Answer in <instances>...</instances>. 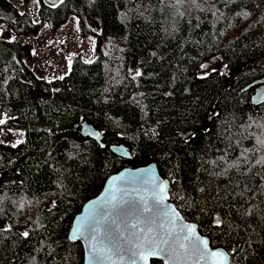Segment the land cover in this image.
I'll return each mask as SVG.
<instances>
[{
  "label": "trees",
  "instance_id": "16d2710c",
  "mask_svg": "<svg viewBox=\"0 0 264 264\" xmlns=\"http://www.w3.org/2000/svg\"><path fill=\"white\" fill-rule=\"evenodd\" d=\"M197 2L42 0L36 21L0 0V22L20 36L44 23L56 31L76 15L81 34L98 40L91 63L75 56L64 79L47 80L26 62L30 44L0 35V109L7 126L24 128L16 147L0 143V226L11 225L0 227V264H84L82 243L69 239L75 216L111 174L152 162L171 181L170 200L231 264H264L259 169L244 175L208 163L241 125L259 134L264 124V101L255 106V88L244 89L264 78V0ZM215 59L221 68H201ZM83 120L103 131L106 146L81 135ZM236 139L230 159L254 143ZM114 144L131 157L113 153ZM217 214L220 227L211 224Z\"/></svg>",
  "mask_w": 264,
  "mask_h": 264
},
{
  "label": "snow or ice",
  "instance_id": "6c2138e0",
  "mask_svg": "<svg viewBox=\"0 0 264 264\" xmlns=\"http://www.w3.org/2000/svg\"><path fill=\"white\" fill-rule=\"evenodd\" d=\"M35 2L39 3V0H35ZM60 3H63V0H60ZM175 3L177 5L190 3L197 8L200 7L197 0H175ZM52 6L57 5L53 4ZM212 9H215L214 4ZM198 26L199 24L196 25V27ZM68 61L70 70L71 56L68 57ZM86 62L91 63L92 61ZM201 68H207V65L202 64ZM140 75L139 71L135 73V76ZM204 75L206 76L207 73ZM58 79H64V76H60ZM6 122L5 114L4 117H0V125ZM251 126V124L241 125L239 131L229 134L223 154L208 163L213 166L223 165L224 172L236 170L244 175L253 173V169L258 168L259 170L253 174L264 180V124L258 125L261 128L259 134L248 132L247 129ZM233 135L239 137L235 140L237 147L249 137L253 138L254 143L250 148L241 147L235 158L230 159L229 149L235 151ZM21 142L17 141V143ZM12 147H16V144H13ZM113 180H124V174L114 177ZM168 183L165 180L156 182L153 179L150 197L140 198L137 202V211L128 215L127 219H121L119 223L110 218L106 220L103 216V209L81 218L80 222L74 226L70 239L83 238L89 241V259L93 260L94 264H105L106 261L112 262L117 259L119 261L127 260L129 264H137L138 261L147 264L152 257H163L165 264H229V254L225 250L211 248L210 240L198 234V226L195 223L186 222L177 207L166 203L170 192ZM199 191L204 192L205 189L201 188ZM178 194L179 190L173 196ZM149 199L151 203H149ZM180 199L184 200L185 197L181 195ZM109 203L113 207H118L120 201L115 195H112ZM53 207H55V201H53ZM247 211L250 212L251 209ZM211 224L214 227H220L225 222L217 214ZM0 227L11 229V225ZM101 229H103L105 236L108 233H115L118 242L109 241L106 243L102 237ZM20 234L26 238L30 235L27 229ZM236 250V247L232 248L233 253Z\"/></svg>",
  "mask_w": 264,
  "mask_h": 264
},
{
  "label": "water",
  "instance_id": "95a60500",
  "mask_svg": "<svg viewBox=\"0 0 264 264\" xmlns=\"http://www.w3.org/2000/svg\"><path fill=\"white\" fill-rule=\"evenodd\" d=\"M255 88V92L252 96V101L255 106H259L264 101V78L258 79L244 89ZM76 128L80 130V133L83 137L93 139L98 142L102 146H106L104 143V135L103 131L99 128H96L92 123L88 120H83L79 124L76 125ZM111 150L116 155L122 158H130L131 150L128 146L123 144H114L111 146ZM124 174V180H113L114 177L121 176ZM153 179L156 182L160 180L168 181V186L171 192V181L168 177L163 176L158 168L157 163L152 162L148 165L140 166V167H124L120 171L111 174L102 189V191L95 197L89 199L83 205L82 210L75 216L73 220L72 227L69 231V239L70 235L73 231L74 226L80 222V219L86 216H90L94 212H99L100 209H103V216L107 220L110 218L112 221H116L119 223L121 219H127L128 215L133 214L137 211V202L140 198H149L152 188H153ZM170 192L169 199L166 203L177 207V205L170 200ZM115 195L117 200L120 201L118 207H113L112 204L109 203L111 196ZM149 203H151L149 199ZM178 208V207H177ZM179 210V209H178ZM180 211V210H179ZM180 214L185 218V221L188 223H195L198 228V234L206 237L210 240V238L204 234H202L199 230V225L197 222L188 220L180 211ZM122 226V225H121ZM102 237L105 242H118V239L115 233H108L106 236L104 235L103 229H101ZM71 241H80L83 245L84 249V264H94L93 260L89 259V251H90V243L89 241L84 240L83 238H78L76 240ZM210 247L213 249H223L229 254V264H231V254L225 247H214L211 244ZM152 259H159L163 261L165 264V260L163 257H152L147 262V264H151ZM105 264H129L127 260L119 261L118 259L112 262H105ZM137 264H143V262L138 261Z\"/></svg>",
  "mask_w": 264,
  "mask_h": 264
},
{
  "label": "rangeland",
  "instance_id": "374dc122",
  "mask_svg": "<svg viewBox=\"0 0 264 264\" xmlns=\"http://www.w3.org/2000/svg\"><path fill=\"white\" fill-rule=\"evenodd\" d=\"M21 11L27 12L37 21L38 11L42 0L36 3L35 0H10ZM55 2L57 0H45ZM78 22V24H77ZM0 35L5 31H10L11 39L23 38V40L31 45V52L34 55L27 59L26 62L47 80H54L60 76H65L69 73L68 57L71 56V63L75 56H81L84 61H92L97 57L98 40L94 34L84 36L81 34L79 26V18L76 15H71L66 23L58 30L53 31L48 23H44L37 34L18 35L10 30L7 25L0 22ZM106 45V43H104ZM74 54V55H73ZM221 62L215 59L207 64L208 70L221 68ZM132 71H139L138 61L135 60L132 64ZM5 113L0 109V117H4ZM6 119H8L6 115ZM0 141L2 144L11 146L19 145L17 141H24V128L20 126H7L6 123L0 125ZM21 142V143H22Z\"/></svg>",
  "mask_w": 264,
  "mask_h": 264
}]
</instances>
